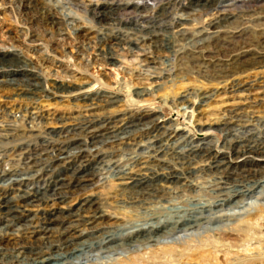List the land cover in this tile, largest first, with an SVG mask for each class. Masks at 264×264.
Returning a JSON list of instances; mask_svg holds the SVG:
<instances>
[{
  "label": "rangeland",
  "instance_id": "obj_1",
  "mask_svg": "<svg viewBox=\"0 0 264 264\" xmlns=\"http://www.w3.org/2000/svg\"><path fill=\"white\" fill-rule=\"evenodd\" d=\"M168 1L0 0V131L1 128L11 129L16 135L28 137L25 144H41L40 138L57 142L67 131L73 130L78 134L76 146L81 147L82 139L93 129L95 119L103 117L112 123L122 117L147 116L154 120L147 125L151 128L148 133L159 122L165 129L177 127L185 131L182 137L167 143L169 149L183 152L187 148L186 142H190V146L209 148L211 153L201 162L198 160L179 169L188 175L192 185L172 188L161 179L150 181L147 187L140 189L127 178L166 176L176 173L177 168L173 171L170 166L166 168L168 164L159 163L148 164L146 171L144 165L134 167L131 158L145 154L146 149L138 146L147 148V139L151 136L143 137V128L133 131L127 140L124 139L127 135H119L116 144L103 148H110L108 152L99 153L96 162L85 168L84 173H96L90 186L87 184L81 193L70 195L62 204L37 205L7 231L10 233L32 217L33 224L40 220L41 223L47 219L57 220L49 223L52 230L45 236L28 234L20 237L22 235L17 233V238H11L13 242H37L41 248L56 254L58 248L68 245L54 243L68 222L62 217L57 219L58 214L65 216L69 208H76L80 201L90 199V203L81 202L86 205L80 215L90 217L93 210L101 212V225L89 226L87 231L85 225L78 229L75 236H82L71 243L84 241L81 254H78V248L64 264H264V177L259 182L262 190L258 188L236 206L224 207L214 215L218 217L217 221L154 237L155 245L149 244L146 237L127 242L143 229L156 225L168 226L170 230V225L184 219L183 213L222 200L215 187L219 175L204 170L211 157L223 158L231 168L229 171L235 174L249 167L250 162L264 163L254 153L236 155L232 148L234 141L252 136L253 141L259 142L257 139L264 136V124L260 123L264 120V0H254L251 7L245 6L246 11L239 9L238 5H241L236 3L231 9L225 8L223 14L218 10L201 13L198 8L185 14L179 12L177 16L185 19L175 24L172 21L166 31L178 35L176 31L185 28L190 35L175 37L173 53L151 50L142 44L137 47L120 44L110 49L112 59L100 56L99 50L105 48L104 44L113 43L111 34L134 39L129 34L132 22L137 19L147 21ZM70 2H73L71 6ZM126 2L145 5L137 12L125 13L121 5ZM96 4L98 7L108 4L116 11V21L110 22L109 26L94 23L90 11ZM239 12L244 13L236 19L241 15ZM220 16L226 20L219 29L213 30L217 32V38L210 47H203L191 56V47L205 37L196 32L211 30ZM74 17L81 28L75 32L77 34L68 25ZM94 20L98 21V18ZM48 22L57 24L55 28L59 31L46 26ZM178 24L182 25L178 27ZM177 52H186V56ZM149 58L155 64L156 74L150 73L152 70L145 63ZM154 77L159 80H153ZM15 82H22V86L38 84L39 88L30 87L38 91L26 95L8 86ZM55 84L70 89L65 92L66 98L45 101L43 98L48 95V89ZM137 91L144 94L132 95ZM199 94H206L207 99L197 105ZM99 96L103 98L98 99ZM109 99L116 101L111 105ZM235 115L243 117L244 122L237 125L239 127L224 130L220 123H231L230 118ZM102 123L96 127L104 126L105 122ZM160 136L159 140H162ZM15 144L10 138L0 137V169L8 170L13 165V170L20 162L18 153H13ZM41 148L39 146L38 151ZM86 150L90 154L97 151L98 146L88 145ZM27 151V147L23 149V152ZM75 152V148L69 150L71 155ZM61 165L63 174L68 175L65 170L70 168ZM35 171L0 181V193L5 197L17 194L18 191L8 189L11 181L22 179L27 183V190H37L43 182L36 180L38 173ZM236 179L240 180V177ZM248 181L251 180L240 182ZM219 214L231 216L219 217ZM3 224L1 222L0 226ZM105 232L118 239L119 245L110 248L101 245ZM86 244H91V248L85 249ZM33 247L27 246L24 252L40 251ZM162 252L169 255L164 256ZM6 261L9 262L2 263L8 264Z\"/></svg>",
  "mask_w": 264,
  "mask_h": 264
},
{
  "label": "bare ground",
  "instance_id": "obj_2",
  "mask_svg": "<svg viewBox=\"0 0 264 264\" xmlns=\"http://www.w3.org/2000/svg\"><path fill=\"white\" fill-rule=\"evenodd\" d=\"M253 1L254 0H169L168 3H165L161 6L160 11L155 12L153 16H151L147 21H139L140 19H137V21L135 20L136 22H132V29H130L132 32H129V34H132L134 39L117 38L111 34L113 43L104 44L105 48L99 50V54L100 56L105 57V59L110 60L113 58V54L110 52V49L113 47V45L120 44H127L133 47H137L138 44H142V46H146L151 50L173 53L174 51L172 50L174 49L173 42L175 37H185L190 35L188 29L185 28L178 29L176 31L178 35H171L166 31V27L171 26L172 21L175 24L180 23V20L185 19L177 16L179 12L180 14H185L186 11H193L194 9L198 8L201 13L206 10H218L223 14L225 8L231 9L235 7L236 3L241 5H238V8L240 7L239 9H245V6L251 7ZM71 4H73V2H70V6ZM144 5L145 4L142 3L134 4L131 2H126L121 5V9L126 11L125 13H131V11L134 13L137 12V9L140 10L142 7L144 8ZM172 11V15L169 18H166ZM90 12L92 20L98 25L104 24L109 26L110 22L112 23L116 21L114 18L116 11L111 9L108 4L101 5L99 7L98 4H96ZM244 12H239L241 15L238 17L236 16V19H240ZM94 18H98V21H95ZM48 20L53 21L55 19L49 18ZM225 20V18L220 16L218 18V22L212 24L214 28L211 30L206 29V31L196 32V34L201 33V35L205 37L198 40L196 44L191 47L189 50L191 56L195 52L200 51L201 48L211 46L213 40L217 38L215 35L217 32H213V30L219 29ZM69 21L70 24L68 25L71 27V30L74 33L81 29L77 26L79 20L76 19V17L70 19ZM45 25L49 26L50 29L51 27L54 30L56 29V32L59 31V28H55L57 25L55 23L48 22ZM181 25L182 24H178L177 26L180 27ZM177 53H179V55L182 57L186 56V52ZM145 63H147V66L152 70L150 73L156 74L154 67L155 64H153L152 58L147 59ZM153 80L159 79L154 77ZM21 84L22 82H15L13 84H8V86L10 85L13 88H17V91H20L18 93H23L26 95H33V93L38 91L29 89L30 87L39 88L38 84H26L24 86ZM69 90L70 89L65 88L61 84H55L53 87H51V89H48V95L43 99L48 101L57 97L66 98L65 92H68ZM127 90H130V88ZM78 94H80V92ZM143 94L144 92L141 91L134 93L132 92V95L136 96ZM85 96L86 95H83V97ZM102 98L103 96L98 97V99ZM181 99L182 101H185L184 96H182ZM206 99V94H199L197 97V105H200ZM115 101V99H109L108 103L112 105L115 103ZM134 101L135 100H132V102ZM192 114L193 113H191V115ZM243 120V117L235 115L234 117L230 118V121H232L231 123L222 121L220 125L224 127V130H227L231 126L239 127L237 125L242 124V122H244ZM153 121V119H150L147 116H135V119H125L122 117L121 119L113 121L112 123L103 117L95 119L93 121V129L89 133L86 132V134L88 133L89 136H85L82 139L81 147L76 146L78 134H76L73 130H71V133H68V131L65 133L63 131L66 136H64L62 139H57V142H50L48 139L40 138L41 144H25V140H27L28 137L16 135L11 129L1 128L2 130L0 131V137L10 138L12 141L16 142L15 146L13 147V153H18L20 162L13 170H11L13 167L12 164V167L7 168L8 170L3 168L0 169V181L36 170L35 172L38 173L37 176H35L36 180L43 182V184L39 185L37 190H27V183L23 182V179L15 180L11 181L12 185L8 190L16 192L18 191L17 194L11 197H5L4 193H0V223H4L0 226V264H3L2 262L5 260H9V262L6 261L8 264H64L69 257L77 253L78 248V254L81 252L84 241L71 243L74 241V239H78L82 236H75L79 233L78 229L83 225H85L86 231L88 230L89 226H92V228L98 227L101 225V220L103 219V214L96 210H93L92 216L90 217L80 215V213L84 212L85 209L83 207L86 205L81 202H88L90 199L80 201L78 203L79 206L76 208H69V210H67V212L64 214L65 216H63V214H58L57 219L62 217L68 222L66 228L64 227L62 229V235L56 237V241L54 243L68 245L64 246L63 249L58 248L57 250L59 252L56 251V254H51L49 253V250H46V248H41V244L37 242H31L28 244L27 242L25 243L22 241L18 244V242H13L11 240V238L15 239L17 236H19L17 233L22 235L20 237H24V235L28 234L45 236L52 230V227H49V223L57 221L55 219H47L43 223H41L40 220L38 223L33 224L31 222V219L33 218L32 217L31 219L24 220L23 224L12 229L10 233L7 230L11 229L15 225V222L24 217L25 214L31 213L30 210L37 207V205L47 204L48 202L62 204L70 195H73L74 193H81L87 187V184L89 185L94 180L96 174L95 171H92L91 173H84L85 168L91 163L96 162L99 157V153L102 154L104 152H108L110 148L105 150H103V148L107 147L109 144H116L119 140V135H127L124 138L127 140L133 131L143 128V137H148V134L151 136L150 139H147L149 145L147 148L142 145L138 146V148L146 149L145 154H137L131 158L134 167H140L144 165L146 171V166L148 164L159 163L162 165L168 164L166 168H169L170 166L173 171L175 167L177 168L176 173L167 174L166 176L155 175L150 177V179L138 178L135 180L132 177H128L127 180H130L133 186L137 185L140 189H144L147 187L148 182L153 180L158 182L161 179H163L164 184L172 188L182 189L188 187L189 184L192 185L188 175L186 173L180 172L179 169L182 166H190V163L192 162L198 160L201 162V159L209 157L211 154L209 148L190 146L191 143L186 142L187 148L183 152H177L169 149L167 143H169V141L174 142L177 138L182 137L183 133L185 134V131L177 127H169L165 129L164 127H161L162 124L159 122L153 131L148 133L151 128L147 125H151ZM101 122H103L102 124L105 122V125L100 128L96 127V125L100 124ZM260 123L264 124V120ZM84 132L85 131L82 133ZM159 136L163 139L159 140ZM252 138L253 137L250 136L248 139L234 141L232 145L233 153L236 155L254 153L255 157L260 159L259 161H264V136L260 139H257L259 142L253 141L255 139ZM88 145H97L98 150L95 151L96 153L93 152L89 154V152L86 150ZM127 145L129 146L130 144L127 143ZM39 146H42V148L38 151ZM26 147L28 148V151L23 152V149ZM72 148H75L76 150L73 155L69 153V150ZM0 154H2L1 151ZM63 155L65 157L60 158ZM41 156L46 160L43 161ZM8 161L11 163L10 160ZM61 164H63V166L67 165L70 168L69 170H65L69 173L68 175L63 174L61 170ZM248 166L249 167L243 168L239 171V173L235 174L229 171L231 168L227 166V163L224 162L223 158L219 159L215 156L211 157V159H209L208 163L206 164L207 168L204 170L213 175H219L217 177V183L215 184V187H217L218 196L221 197L222 200L218 201L215 205L202 204L195 209L187 211V213H183L185 216L184 219L170 225V230L167 229L168 226L164 227L156 225L154 227L143 229L141 233L130 237L127 242H131L139 237H146L149 244L155 245L156 239L154 240V237L160 238L162 235L167 236L171 232L175 234L178 232H183L184 230H190L196 225H203V222L210 223L217 221L218 217H215L214 215L218 212H221L224 207L236 206L238 203H240V200L243 201L245 196H250V194H253L258 188H260V190L263 189L259 182L264 177V163L255 164L253 161L250 162ZM239 177L240 180H237L236 178ZM242 180L251 181L240 182ZM88 203H90V201ZM204 215L207 216L204 217ZM224 215L228 214H219V217ZM102 237L103 239L100 242L104 247L110 248V246L115 244L119 245L120 243L118 239L112 237L110 232L102 233ZM41 238L38 240H42ZM98 243L99 241L97 244ZM27 246L38 247L40 251H34L33 253L24 252ZM89 248H91V244H86L85 249ZM164 252L161 254L164 256L169 255L168 253Z\"/></svg>",
  "mask_w": 264,
  "mask_h": 264
}]
</instances>
